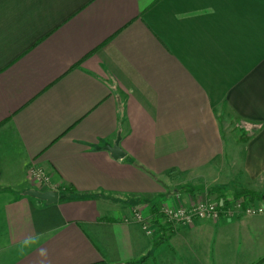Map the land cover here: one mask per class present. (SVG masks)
Masks as SVG:
<instances>
[{
  "label": "crops",
  "instance_id": "1",
  "mask_svg": "<svg viewBox=\"0 0 264 264\" xmlns=\"http://www.w3.org/2000/svg\"><path fill=\"white\" fill-rule=\"evenodd\" d=\"M263 171L264 0H0V264H264V214L133 218Z\"/></svg>",
  "mask_w": 264,
  "mask_h": 264
},
{
  "label": "built area",
  "instance_id": "2",
  "mask_svg": "<svg viewBox=\"0 0 264 264\" xmlns=\"http://www.w3.org/2000/svg\"><path fill=\"white\" fill-rule=\"evenodd\" d=\"M30 171L36 181L40 183L48 181L47 174L41 169L32 168ZM234 204L236 205L234 206ZM242 205L243 200H236L228 208H225L226 205H223V203L203 199L196 201L190 206H178L176 208H171L170 206L163 207L160 212L169 221L168 223H170L173 227H176L181 224H191L195 220L199 219H218L222 215V211L227 212L233 207L239 208V206ZM245 207L247 214L254 215L262 212V208L257 207V205H246ZM133 218L141 223L148 234L153 235V226H155L156 229L158 223L155 222L151 216H146L142 212L136 211L133 213Z\"/></svg>",
  "mask_w": 264,
  "mask_h": 264
},
{
  "label": "rangeland",
  "instance_id": "3",
  "mask_svg": "<svg viewBox=\"0 0 264 264\" xmlns=\"http://www.w3.org/2000/svg\"><path fill=\"white\" fill-rule=\"evenodd\" d=\"M233 126H234V121L232 120L230 123H229V126H228V128H229V134L231 135V136H236V131H233ZM247 140V139H246ZM241 153H242V151L241 150H237V156L238 157H240L241 156ZM237 168V171L236 172H233V171H231V170H228V173H229V175L230 176H233L234 178H238V179H240L241 177H243L244 176V173H241V171H242V168L240 167V166H238V167H236ZM43 171V170H42ZM233 172V173H232ZM46 173V172H45ZM47 174V173H46ZM47 176H48V181L47 182H45V183H40V182H38V181H36L35 179H34V177L32 176V179H33V182H35V184L37 185V186H39L40 188H41V190L40 191H46V190H44L45 189V187H47L49 184H50V178H49V174H47ZM244 178V177H243ZM249 181V180H248ZM252 181V180H251ZM251 182L249 181V184H247V181H245V183H243V184H241V186L240 187H238V188H235L234 187V185H232L230 188H229V190H227V191H229V192H227V191H222V193H223V195H225L226 197H227V195H229V194H233V193H236V192H239V191H242V190H245V189H248L247 187L248 186H250L252 189L251 190H253V191H257V192H262V193H264V171L263 172H261L260 174H258L257 176H255V181H252V184H250ZM254 188V189H253ZM43 189V190H42ZM38 190V189H37ZM250 190V189H249ZM47 191H53V190H47ZM213 195V197H208V198H205V200H213V201H216V202H218V203H223V205H225V199L226 198H223V199H220V198H218V199H215V196H214V194H212ZM216 195H218V194H216ZM217 198V197H216ZM215 199V200H214ZM220 199V200H219ZM238 201L239 200H243V205L242 206H239V208H241L245 213H246V205H257V207H259V208H262V212H260V213H258V214H264V203H262V202H255L254 204H251V203H248V202H246V201H244V199H242V198H239V199H237ZM234 203V202H233ZM236 204H234V206H235ZM165 207H167V206H165ZM171 208H176V207H172V206H170ZM163 207H161L159 210L157 209L156 211H157V213L156 214H154L153 213V215H152V217H155L157 220H158V222L160 223V225L161 224H170V223H168L169 221L164 217V215L160 212V210L162 209ZM233 208H235V207H233ZM136 211H139L140 212V210H138V209H135L134 210V212L133 213H135ZM229 211V210H228ZM227 211V212H228ZM159 217H160V219H159ZM196 221V220H195ZM165 222V223H164ZM171 225V224H170ZM182 225V224H181ZM172 226V225H171ZM173 227V226H172ZM177 227V226H176ZM157 228H159V224H158V226H157ZM175 227H173V229H174ZM147 232V231H146ZM155 234V226H153V235Z\"/></svg>",
  "mask_w": 264,
  "mask_h": 264
},
{
  "label": "trees",
  "instance_id": "4",
  "mask_svg": "<svg viewBox=\"0 0 264 264\" xmlns=\"http://www.w3.org/2000/svg\"><path fill=\"white\" fill-rule=\"evenodd\" d=\"M64 190L67 193L74 192L73 189H64ZM239 198H242V199H244V201L251 203V204H254L255 202L256 203L257 202L264 203V193L245 189V190L236 192L234 194L227 195V197L225 199L226 200L225 201V205H226L225 208H228L233 202H235ZM64 199L65 198H61L60 200H64ZM151 212L154 214L157 213L155 205L151 206ZM223 213H225V212L222 211V214ZM159 226H160V233H159L158 237L154 240V244H153L154 248L165 243L170 238V236L173 234V231H174L173 227L170 224L166 223V224L160 225V223H159ZM261 262L256 263V264H260ZM94 264H115V263H108L104 260H101V261L94 263ZM124 264H134V261L126 262Z\"/></svg>",
  "mask_w": 264,
  "mask_h": 264
},
{
  "label": "water",
  "instance_id": "5",
  "mask_svg": "<svg viewBox=\"0 0 264 264\" xmlns=\"http://www.w3.org/2000/svg\"><path fill=\"white\" fill-rule=\"evenodd\" d=\"M120 136H118L117 140L115 141L114 145L107 146L106 149L109 150L114 158H122L124 157L125 153L121 149L120 145ZM26 195L31 197L37 198L39 200L44 201L46 204L56 203L59 200V193L58 191H40L37 189H29L25 192Z\"/></svg>",
  "mask_w": 264,
  "mask_h": 264
},
{
  "label": "clouds",
  "instance_id": "6",
  "mask_svg": "<svg viewBox=\"0 0 264 264\" xmlns=\"http://www.w3.org/2000/svg\"><path fill=\"white\" fill-rule=\"evenodd\" d=\"M34 241L29 238V239H26L23 243L25 246H28L30 245L31 243H33ZM38 255L41 257V258H47V250L46 249H41L38 253Z\"/></svg>",
  "mask_w": 264,
  "mask_h": 264
}]
</instances>
